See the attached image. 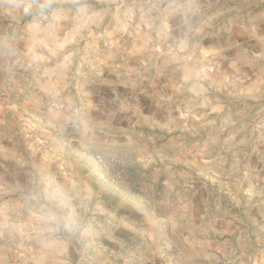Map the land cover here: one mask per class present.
<instances>
[{"label":"rangeland","instance_id":"rangeland-1","mask_svg":"<svg viewBox=\"0 0 264 264\" xmlns=\"http://www.w3.org/2000/svg\"><path fill=\"white\" fill-rule=\"evenodd\" d=\"M31 37L47 58L68 57L75 74L98 69L105 83L134 88L119 92L132 101L120 111L138 118L136 132L146 121L152 143L141 147L155 163L145 178L177 169L184 204L198 205L183 242H161L157 264H264V0H0V59L15 49L10 38ZM6 87L0 101L13 104L16 84ZM99 155L126 159L118 185L97 163L125 188L129 155ZM58 258L100 263L95 253Z\"/></svg>","mask_w":264,"mask_h":264},{"label":"crops","instance_id":"crops-1","mask_svg":"<svg viewBox=\"0 0 264 264\" xmlns=\"http://www.w3.org/2000/svg\"><path fill=\"white\" fill-rule=\"evenodd\" d=\"M26 39L10 38L15 49L0 59V88L7 80L17 87L14 105L0 101V264H58L59 253L71 261L95 253L99 264L161 262V242H183V222L199 217L198 205L184 204V189L172 180L177 169L145 178L154 162L141 147L152 143L146 121L136 132L138 118L120 111L132 101L119 92L134 88L105 83L98 69L75 74L68 57L56 62ZM109 151L129 155L123 189L109 184L94 158ZM48 209L54 224L45 222Z\"/></svg>","mask_w":264,"mask_h":264},{"label":"built area","instance_id":"built-area-1","mask_svg":"<svg viewBox=\"0 0 264 264\" xmlns=\"http://www.w3.org/2000/svg\"><path fill=\"white\" fill-rule=\"evenodd\" d=\"M12 93L11 87H6L0 92V97L7 98ZM97 163L106 172L112 184L118 185L124 181L126 159L120 156L99 155ZM167 244V243H166Z\"/></svg>","mask_w":264,"mask_h":264},{"label":"clouds","instance_id":"clouds-1","mask_svg":"<svg viewBox=\"0 0 264 264\" xmlns=\"http://www.w3.org/2000/svg\"><path fill=\"white\" fill-rule=\"evenodd\" d=\"M45 222L48 224H54L57 222V215L54 210L48 209L45 212Z\"/></svg>","mask_w":264,"mask_h":264}]
</instances>
